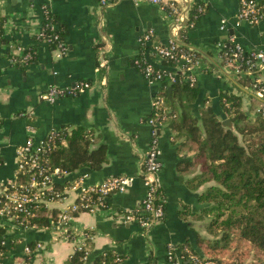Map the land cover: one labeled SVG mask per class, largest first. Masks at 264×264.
Here are the masks:
<instances>
[{
    "label": "crops",
    "instance_id": "crops-1",
    "mask_svg": "<svg viewBox=\"0 0 264 264\" xmlns=\"http://www.w3.org/2000/svg\"><path fill=\"white\" fill-rule=\"evenodd\" d=\"M135 1L114 0L101 5L99 0H0L1 32L6 40L0 41V192L16 169L17 147L29 135L38 142L51 129L70 132L83 126L95 143L106 144V160L98 169L81 167L65 177L72 180L85 174L87 183L114 174L136 177L124 191L109 195L106 209L79 210L69 226L91 231V249L115 248L131 264L146 258L164 264L167 241L182 243L188 239L197 245L198 239L207 235V217L200 215L205 202L200 194L209 182L198 186L192 179L202 171L200 160L194 155L191 142L165 125L159 136L164 216L147 232L122 217V212L133 207L144 194L138 172L150 139L146 118L161 87L159 82L148 83L134 62L141 47L139 37L151 29L157 42H166L172 33L181 41L179 29L184 27L185 45L201 55L194 67L196 93H183V105H178L177 111L183 107L199 116L204 107L211 105L223 120L229 117L221 107V91L240 94L242 108L249 112L256 111L259 101L249 99L228 79L219 55L221 44L233 35L245 48L264 47V14L257 22L247 23L237 18L239 0H201L205 2L204 12L187 26L181 14L171 13L166 4ZM192 1L195 0H186L187 5ZM44 4L59 18L67 48L63 52L43 43L32 62L24 67L14 65L8 52L11 47L20 52L17 45L32 42V36L41 28ZM222 18L226 19L225 29L220 28ZM107 43V79L102 84L97 55L99 46ZM152 58L163 64L153 54ZM76 79L98 82L75 95L58 96L53 102L43 98L50 83L66 85ZM61 143L66 145V138ZM75 197L76 190L66 188L63 197L50 201L47 207L61 211ZM6 241L8 249L0 256L3 264H63L75 250V242L65 238L57 226L9 232ZM25 244H31L29 254L24 252Z\"/></svg>",
    "mask_w": 264,
    "mask_h": 264
},
{
    "label": "trees",
    "instance_id": "trees-1",
    "mask_svg": "<svg viewBox=\"0 0 264 264\" xmlns=\"http://www.w3.org/2000/svg\"><path fill=\"white\" fill-rule=\"evenodd\" d=\"M198 4L199 1L195 0L189 6L185 25L188 26L191 22H195L201 15L197 9ZM42 10L41 28L43 35L41 38L50 37V41L43 42L34 34L32 42L25 46L22 52H15L11 50V47L8 57L16 58L12 62L14 65L24 67L32 62L36 57L37 50L43 43L51 48L62 43L67 48L59 18L46 4L42 6ZM1 22L2 20H0ZM179 38L183 42L178 45L180 51L189 53L192 58L201 55L196 49L185 45L184 27L179 29ZM0 41L6 42L2 35ZM230 46V42L226 40L225 45L219 50L222 63ZM25 52H29L31 57L22 61L20 58ZM21 53L23 54L21 55ZM240 82L248 84L249 79L244 77ZM160 84L159 91L164 95L168 105L165 125L170 131L184 135L191 142L194 155L199 158L202 168L201 173L192 179L198 186L204 182H209L200 194V199L205 202L200 215L208 218L207 231L212 235H220L210 242L207 237H201L198 239L197 245L186 239L182 243H176V247L181 248L187 244L197 253L202 251L203 255L214 260L241 264V256L247 252L246 250L237 251V245L231 251V254H234L232 257L221 258L217 252L227 249L228 239L231 238L232 232L237 231L239 239L250 242V245L256 247L257 252H261L264 257V115L259 111L249 112L242 108L241 95L226 90L220 93V103L233 126L224 125L217 111L211 105L204 107L199 116L183 109V107L178 112V105H183V93L194 95L197 90L196 85L190 84L181 73H177L173 81L163 77ZM168 87H170V97H168ZM251 97L260 101L254 95ZM56 131H60L63 138H66V145H63L60 138L57 137H54L51 146L41 145L43 150L39 153L40 163L43 166H58L68 172L81 167L95 170L100 168L106 160V144L103 142L95 143L88 135L85 127L78 126L70 132L61 128ZM33 173L36 177H40L35 166L22 167L16 173V179L25 182ZM69 184L70 179L65 176L54 178L51 186L57 193L55 196L62 198L63 189ZM1 197L3 195H0ZM34 207L36 206L32 205V213L25 216V223L28 226H48L57 219L60 212L56 208L49 209L44 203H39L38 207ZM77 212L74 211V215ZM4 235L5 229L0 226V256L8 249L7 239L4 238ZM219 238H222L224 242L219 244ZM88 240L87 245L90 243ZM116 251L120 255H125L112 247L101 250L91 249L86 261H84L82 258L84 249H75L68 255L63 264H101L102 262L117 264L114 260ZM257 264H264V259Z\"/></svg>",
    "mask_w": 264,
    "mask_h": 264
},
{
    "label": "built area",
    "instance_id": "built-area-1",
    "mask_svg": "<svg viewBox=\"0 0 264 264\" xmlns=\"http://www.w3.org/2000/svg\"><path fill=\"white\" fill-rule=\"evenodd\" d=\"M140 0H136L138 2ZM150 3H162L170 7L171 13H180L181 18H188V6L181 0H143ZM180 1V2H179ZM114 0H99V4L107 5ZM201 13L205 10V2L199 1L198 8ZM264 14V0H239L237 18L239 21L247 23L257 22ZM191 22L189 25H193ZM227 26L226 19L222 18L220 28L225 29ZM0 23V38H1ZM36 36L41 38L43 35L42 28L35 32ZM151 29L145 30L139 37L140 50L137 53L134 62L141 71L144 79L148 83L161 82L165 77L169 81H173L177 73H181L190 84H195L197 81V73L194 70L196 64L199 63V57L192 58L189 53L180 51V44L176 33H172L166 42H157L153 38ZM56 37V36H55ZM43 42H49L50 37L41 38ZM230 42L229 51L226 52L223 67L228 73V79L233 84L241 88L242 93L249 97L254 95L259 98V103L256 106V111L264 115V47L245 48L241 43L235 40L233 35H229ZM224 41L221 48L225 45ZM25 46L17 45V50L22 52ZM57 48L63 52L66 50L65 45L59 43ZM109 44L99 46L98 49V65L99 82L104 84L107 75L106 67L108 64L107 50ZM220 48V49H221ZM18 52V53H20ZM23 53H21L22 55ZM158 57L163 64L156 62L152 58ZM220 55V54H219ZM221 56V55H220ZM31 54L25 52L20 60L25 61L30 58ZM9 60L14 62L16 58L13 56ZM206 69V68H205ZM248 77L249 83L242 84V78ZM97 80L76 79L72 82L62 85L58 83H50L43 93V98L48 102H53L56 97L71 94L75 95L97 83ZM227 104V102H225ZM166 104L163 94L157 93L152 99L151 112L146 118L150 125V139L147 148L144 151L138 175L142 179L144 185V194L140 200L131 208L122 212V217L126 222L137 223L144 232L150 230L153 223L161 220L165 213V197L160 188L159 170L161 167L160 160V132L165 126ZM58 129H51L43 139L35 141L34 137L29 135L24 144L17 147V166L14 174L8 177L5 181V189L0 192L3 197L0 198V226L5 229L4 238L7 239L9 232L20 231L37 226H28L25 223V216L32 213V205L38 207L39 203L47 205L50 201L61 199L56 197L57 193L52 189L51 182L54 178L65 176L68 171L62 168L47 167L40 163V151L43 150L41 145L49 147L53 144L54 137L63 139L61 132ZM2 161L0 157V162ZM36 167V172L40 177H36L33 173L29 180L23 182L16 179V173L22 167ZM85 174H80L70 180V184L65 186L76 190L75 199L63 210L58 213L57 219L50 225L52 227H60L63 230V236L75 242V249H84L82 258L86 261L91 248L87 245V239L93 238V234L88 229H74L69 226L70 220L74 216V211L87 210L97 212L108 207V197L111 193L124 191L128 185L134 180L136 175L133 174H114L105 176L98 182L87 183ZM31 204V206H30ZM34 207V208H36ZM46 226V227H48ZM45 227V226H44ZM40 243L36 246L39 247ZM31 247L28 244L24 245V252L29 254ZM117 252V251H116ZM164 264H231L225 260H214L202 253H197L189 245L185 244L181 248L176 247L173 241L165 243ZM202 254V255H201ZM117 264H131L127 262L125 255H120L118 252L114 257ZM0 264H3L0 260ZM101 264H107L102 262ZM136 264H156L150 258H146Z\"/></svg>",
    "mask_w": 264,
    "mask_h": 264
},
{
    "label": "rangeland",
    "instance_id": "rangeland-1",
    "mask_svg": "<svg viewBox=\"0 0 264 264\" xmlns=\"http://www.w3.org/2000/svg\"><path fill=\"white\" fill-rule=\"evenodd\" d=\"M241 91H243L241 88H237ZM208 222V218H206L205 220V229H206V224ZM207 230V229H206ZM204 237H207V239L210 241H213L214 239H217V237H220V235H212L210 234L208 231H207V235H205ZM238 232L237 231H234L232 232L231 234V238L228 239L229 240V243L227 245V249L223 250V251H217L218 252V255L221 257V258H228V257H232L234 254H231V251L235 248V245H237V251H240V250H246L247 254L245 253L244 256H241V264H257L259 262H261V260L264 259L263 257V254L258 253L257 252V248L250 245V242H247V241H243L242 239H239L238 238ZM224 240L221 238L218 239V243H223ZM238 243V244H236Z\"/></svg>",
    "mask_w": 264,
    "mask_h": 264
},
{
    "label": "water",
    "instance_id": "water-1",
    "mask_svg": "<svg viewBox=\"0 0 264 264\" xmlns=\"http://www.w3.org/2000/svg\"><path fill=\"white\" fill-rule=\"evenodd\" d=\"M180 43H183L182 41H179ZM188 47H192V46H189V45H187ZM193 48V47H192ZM171 96V94H170V87H168V97H170ZM222 123L224 124V125H232V123H231V120L229 119V118H225V119H223L222 120ZM200 253H202V252H200Z\"/></svg>",
    "mask_w": 264,
    "mask_h": 264
}]
</instances>
